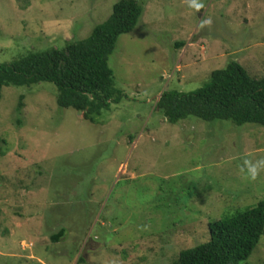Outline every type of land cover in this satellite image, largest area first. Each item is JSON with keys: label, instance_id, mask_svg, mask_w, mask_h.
Returning a JSON list of instances; mask_svg holds the SVG:
<instances>
[{"label": "rangeland", "instance_id": "rangeland-1", "mask_svg": "<svg viewBox=\"0 0 264 264\" xmlns=\"http://www.w3.org/2000/svg\"><path fill=\"white\" fill-rule=\"evenodd\" d=\"M117 1L0 0V63L86 37ZM138 1L109 57L126 97L99 122L60 107L52 82L3 88L0 264H173L209 221L264 199V126L155 109L231 60L261 76L264 0ZM240 264H264V235Z\"/></svg>", "mask_w": 264, "mask_h": 264}, {"label": "trees", "instance_id": "trees-1", "mask_svg": "<svg viewBox=\"0 0 264 264\" xmlns=\"http://www.w3.org/2000/svg\"><path fill=\"white\" fill-rule=\"evenodd\" d=\"M143 12L144 4L138 0H118L107 19L86 37L44 50L28 49L14 60L0 63V99L6 86L52 82L60 107L74 108L85 120L99 122L112 104L126 97L116 87L109 57L119 37L136 28ZM184 43L181 40L175 45ZM21 107L20 100L19 112ZM155 109L171 123L196 116L205 121L264 126V72L253 76L239 61L231 60L226 67L214 69L210 79L196 90H163ZM208 227L209 239L182 249L173 264H240L248 259L264 235V199L253 207L211 220ZM64 234L61 228L51 238L58 242Z\"/></svg>", "mask_w": 264, "mask_h": 264}, {"label": "clouds", "instance_id": "clouds-1", "mask_svg": "<svg viewBox=\"0 0 264 264\" xmlns=\"http://www.w3.org/2000/svg\"><path fill=\"white\" fill-rule=\"evenodd\" d=\"M161 96V95H160ZM160 98V97H159Z\"/></svg>", "mask_w": 264, "mask_h": 264}]
</instances>
